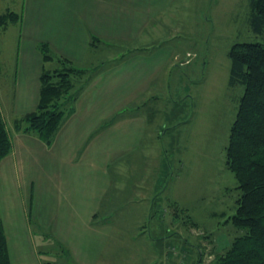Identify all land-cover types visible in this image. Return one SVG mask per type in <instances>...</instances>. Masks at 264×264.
<instances>
[{
	"label": "rangeland",
	"instance_id": "obj_1",
	"mask_svg": "<svg viewBox=\"0 0 264 264\" xmlns=\"http://www.w3.org/2000/svg\"><path fill=\"white\" fill-rule=\"evenodd\" d=\"M165 3L166 12L152 17L144 33L110 49L109 63L127 57L124 63H142L169 50L177 58L150 77L139 100L147 120L139 149L111 168L100 211L110 229L107 264H208L242 233L227 221L240 191L224 161L243 92L241 84H228V51L234 43L261 40L248 24L249 0ZM23 4L0 0V13L21 15ZM19 24L0 31V81H12ZM43 65L49 71L62 66L56 59ZM32 229L44 262L72 264L64 247L38 234L35 221Z\"/></svg>",
	"mask_w": 264,
	"mask_h": 264
},
{
	"label": "crops",
	"instance_id": "obj_2",
	"mask_svg": "<svg viewBox=\"0 0 264 264\" xmlns=\"http://www.w3.org/2000/svg\"><path fill=\"white\" fill-rule=\"evenodd\" d=\"M166 1L24 0L12 81H0L8 127L36 107L43 69L39 42L97 72L49 146L33 135L11 133V152L0 161V215L11 264H44L33 221L42 238L49 235L66 249L72 264H107L110 229L100 211L111 190V168L139 149L147 125L139 100L155 79L150 77L177 58L169 50L142 63H124L129 57L109 63L110 49L144 33L152 17L166 12ZM91 36L99 39L95 46Z\"/></svg>",
	"mask_w": 264,
	"mask_h": 264
},
{
	"label": "trees",
	"instance_id": "obj_3",
	"mask_svg": "<svg viewBox=\"0 0 264 264\" xmlns=\"http://www.w3.org/2000/svg\"><path fill=\"white\" fill-rule=\"evenodd\" d=\"M249 8L248 24L261 40L237 42L228 51V84H241L243 92L229 129L224 161L240 191L235 211L227 221L242 233L234 236L228 247L215 254L208 264H264V0H249ZM20 19L21 15L11 10L0 13V31ZM98 41L91 36L89 45L95 46ZM36 47L43 64L56 59L62 66L49 71L43 65L35 109L15 116L11 127L6 125L0 110V161L11 152L12 132L33 135L49 146L97 69L78 66L55 54L45 42ZM112 121H104L100 127ZM0 264H11L1 215Z\"/></svg>",
	"mask_w": 264,
	"mask_h": 264
},
{
	"label": "built area",
	"instance_id": "obj_4",
	"mask_svg": "<svg viewBox=\"0 0 264 264\" xmlns=\"http://www.w3.org/2000/svg\"><path fill=\"white\" fill-rule=\"evenodd\" d=\"M189 57H190V55H189V53H187V54H186V60H185L186 62L189 61Z\"/></svg>",
	"mask_w": 264,
	"mask_h": 264
}]
</instances>
